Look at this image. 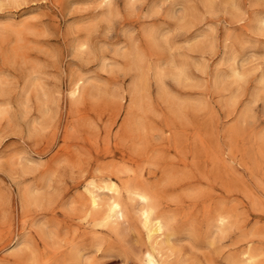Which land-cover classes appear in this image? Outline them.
Returning a JSON list of instances; mask_svg holds the SVG:
<instances>
[{
	"label": "rangeland",
	"instance_id": "rangeland-1",
	"mask_svg": "<svg viewBox=\"0 0 264 264\" xmlns=\"http://www.w3.org/2000/svg\"><path fill=\"white\" fill-rule=\"evenodd\" d=\"M142 208L163 264H264V0H0V264H144Z\"/></svg>",
	"mask_w": 264,
	"mask_h": 264
},
{
	"label": "bare ground",
	"instance_id": "bare-ground-1",
	"mask_svg": "<svg viewBox=\"0 0 264 264\" xmlns=\"http://www.w3.org/2000/svg\"><path fill=\"white\" fill-rule=\"evenodd\" d=\"M176 78L178 80L183 79L184 78L183 72L181 71L180 73H178ZM82 83L83 81L79 78L73 84H71L72 89H71L70 95L72 98L78 95L82 87ZM100 189L105 190L110 194V197H109L110 200L106 205L105 214L103 216L104 220L106 222L108 221L112 222V220H115V219L123 220L125 216V211H124L123 205L119 197L116 196L118 195L117 186L113 183H108V184L104 183V187L102 188L92 187V189L88 192L91 208L96 209V208H99V206L101 205L99 204V201H98L99 195H97L95 192V190H100ZM136 196L139 199L138 201L144 204H146L150 198L146 193H137ZM142 209L143 210L141 211L142 212L141 216L143 218V226L146 230L147 240L153 244L152 247H150L149 249L143 252L144 264H163L161 260L162 257L160 256V252L156 248V246H158V242H159L158 240L161 238V236H163L162 235V230H163L162 220L156 217L155 214H154L155 216L154 217L152 211L149 208H142ZM217 220L219 223L224 224L228 222L227 221L228 217L223 214H219L217 217ZM247 259L249 262H254V260L256 259V255L249 253Z\"/></svg>",
	"mask_w": 264,
	"mask_h": 264
}]
</instances>
